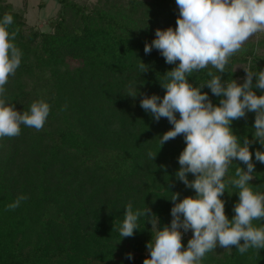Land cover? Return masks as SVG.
I'll return each mask as SVG.
<instances>
[{
    "label": "trees",
    "instance_id": "obj_1",
    "mask_svg": "<svg viewBox=\"0 0 264 264\" xmlns=\"http://www.w3.org/2000/svg\"><path fill=\"white\" fill-rule=\"evenodd\" d=\"M57 1L60 10L43 30L28 22L26 1L18 9L0 0V20L5 13L13 16L9 31L19 28L14 43L22 51L20 66L5 85L7 96L21 113L41 99L50 105L42 130L21 125L19 136L0 139V264H138L150 258L144 254L156 229L140 217L134 236L122 238L125 207H149L162 229L172 220L173 193L181 200L196 195L175 175L186 146L183 136L160 148V137L173 125L166 118L155 121L140 106L144 96L163 98L164 74L176 66L155 48L145 54V43L155 39L158 28L175 29L179 10L175 0ZM140 60L149 66L144 73ZM244 68L264 69V33L230 59L222 81L242 84ZM209 70L219 75L207 68L189 82H206ZM255 83L254 77L253 91L264 95ZM201 91L219 104L222 97L206 85ZM255 115L248 112L232 122L241 142L253 140ZM256 150L264 151V145H250L255 165L250 183L264 192V164L256 161ZM150 151L157 153L155 160ZM239 166L246 168L233 161L226 181ZM194 178L188 174L189 181ZM227 191L221 199L231 219L239 197L235 187ZM21 195L27 199L6 211ZM253 223L264 226V220ZM188 240L182 235L185 248ZM201 264H264V249L241 255L236 248L217 247Z\"/></svg>",
    "mask_w": 264,
    "mask_h": 264
},
{
    "label": "clouds",
    "instance_id": "obj_2",
    "mask_svg": "<svg viewBox=\"0 0 264 264\" xmlns=\"http://www.w3.org/2000/svg\"><path fill=\"white\" fill-rule=\"evenodd\" d=\"M175 3L179 10L175 29H156L155 39L145 43L144 52L150 54L155 48L167 64L176 66L160 82L165 89L163 98L155 94L144 96L140 106L155 121L166 118L173 125L160 137V148L183 136L186 146L178 157L180 168L175 175L196 195L181 200L178 192L173 193L172 220L162 229L157 227L159 218L149 207L135 211L131 203L125 207L119 229L122 238L134 236L140 217H146V222L156 229L146 245L150 258H145L143 264H201L206 254L217 247L236 248L241 255L249 249L258 252L264 249V226L253 223L264 220V192L254 191L250 183L255 173L250 145L256 141L264 145V95L253 91V78L255 87L264 91V69L253 72L244 68L246 76L242 84L221 78L230 59L251 38L264 33V0H175ZM13 23L14 18L8 13L0 20V139L19 136L21 125L40 131L50 114V105L42 99L21 113L7 96L5 85L15 76L22 59V51L14 43L19 28L9 31ZM148 67L140 60V73ZM207 68L215 69L219 75L209 70L210 79L193 86L188 78ZM205 85L213 95L222 97L218 105L212 103L207 92L201 91ZM128 95L135 98L137 92ZM248 112L256 114L253 140L245 137L241 142L231 124L245 118ZM156 155L148 153L152 160ZM255 159L264 164V151L256 150ZM233 161L246 168L237 167L235 177L226 181ZM189 173L195 177L191 181ZM229 186L238 190L234 193L239 197L231 219L221 199ZM26 199L18 196L5 210H15ZM189 230L193 235L185 248L182 235ZM127 258L132 259L131 253Z\"/></svg>",
    "mask_w": 264,
    "mask_h": 264
},
{
    "label": "rangeland",
    "instance_id": "obj_3",
    "mask_svg": "<svg viewBox=\"0 0 264 264\" xmlns=\"http://www.w3.org/2000/svg\"><path fill=\"white\" fill-rule=\"evenodd\" d=\"M28 3L27 20L31 25H36L43 30H48V22L57 16L60 10V4L57 0H9L16 8L23 9L24 2ZM188 239L192 238V231L183 233ZM145 256L150 255L146 250ZM135 258L140 259V254H136ZM139 261V260H138ZM92 264V263H91ZM138 264H143L139 262Z\"/></svg>",
    "mask_w": 264,
    "mask_h": 264
}]
</instances>
